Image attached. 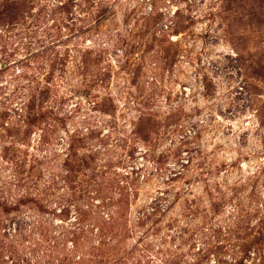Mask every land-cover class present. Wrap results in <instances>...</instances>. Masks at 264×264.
Listing matches in <instances>:
<instances>
[{
  "label": "rangeland",
  "instance_id": "374dc122",
  "mask_svg": "<svg viewBox=\"0 0 264 264\" xmlns=\"http://www.w3.org/2000/svg\"><path fill=\"white\" fill-rule=\"evenodd\" d=\"M0 264H264V0H0Z\"/></svg>",
  "mask_w": 264,
  "mask_h": 264
}]
</instances>
